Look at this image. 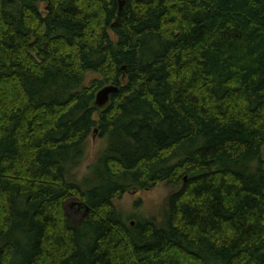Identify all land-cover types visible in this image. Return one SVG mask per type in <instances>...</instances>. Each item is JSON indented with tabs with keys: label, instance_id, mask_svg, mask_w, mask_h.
Returning <instances> with one entry per match:
<instances>
[{
	"label": "trees",
	"instance_id": "16d2710c",
	"mask_svg": "<svg viewBox=\"0 0 264 264\" xmlns=\"http://www.w3.org/2000/svg\"><path fill=\"white\" fill-rule=\"evenodd\" d=\"M0 264H264V0H0Z\"/></svg>",
	"mask_w": 264,
	"mask_h": 264
},
{
	"label": "rangeland",
	"instance_id": "374dc122",
	"mask_svg": "<svg viewBox=\"0 0 264 264\" xmlns=\"http://www.w3.org/2000/svg\"><path fill=\"white\" fill-rule=\"evenodd\" d=\"M38 6L41 10L45 8L44 3H38ZM112 37L115 38L114 36ZM99 78L100 76L95 73H88L84 84L90 85L94 79ZM106 147V139L101 137L98 132L90 135L84 146L83 161L71 171L72 175L80 180L88 174H91V168L97 164L99 156ZM168 194L169 191L167 186L161 183L152 189L130 190L121 198H117L115 204L123 217L127 220H136V218L139 217L155 219L159 222L163 219ZM76 202L77 200L72 199L68 201L66 205L67 213L74 221H77L83 215L82 209Z\"/></svg>",
	"mask_w": 264,
	"mask_h": 264
},
{
	"label": "water",
	"instance_id": "95a60500",
	"mask_svg": "<svg viewBox=\"0 0 264 264\" xmlns=\"http://www.w3.org/2000/svg\"><path fill=\"white\" fill-rule=\"evenodd\" d=\"M124 5H125V0H120V9L124 7ZM125 68L126 67L123 66V69ZM119 89H120L119 86L115 84H108V85L103 86L97 91L94 104L99 108L105 107L110 102L111 96L119 92ZM97 132L98 130L95 129L94 133H97ZM76 203L79 205V207L83 206L80 201H77ZM132 224H134V221H132Z\"/></svg>",
	"mask_w": 264,
	"mask_h": 264
},
{
	"label": "bare ground",
	"instance_id": "6f19581e",
	"mask_svg": "<svg viewBox=\"0 0 264 264\" xmlns=\"http://www.w3.org/2000/svg\"><path fill=\"white\" fill-rule=\"evenodd\" d=\"M15 263V262H14Z\"/></svg>",
	"mask_w": 264,
	"mask_h": 264
}]
</instances>
